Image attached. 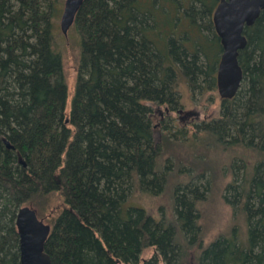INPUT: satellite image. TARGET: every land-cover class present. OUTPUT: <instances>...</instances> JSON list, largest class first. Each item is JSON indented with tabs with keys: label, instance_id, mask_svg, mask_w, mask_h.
<instances>
[{
	"label": "trees",
	"instance_id": "obj_1",
	"mask_svg": "<svg viewBox=\"0 0 264 264\" xmlns=\"http://www.w3.org/2000/svg\"><path fill=\"white\" fill-rule=\"evenodd\" d=\"M219 1L84 0L68 113L58 0H0V264H21L16 218L28 204L52 213V264H189L191 252L197 264H264V10L245 28L238 94L195 124L238 154L223 198L246 233L233 228L204 244L198 204L209 188L201 191L195 175L175 187L172 218L127 205L135 189L158 195L167 183L158 107L183 109L181 82L194 95L217 91Z\"/></svg>",
	"mask_w": 264,
	"mask_h": 264
},
{
	"label": "rangeland",
	"instance_id": "obj_2",
	"mask_svg": "<svg viewBox=\"0 0 264 264\" xmlns=\"http://www.w3.org/2000/svg\"><path fill=\"white\" fill-rule=\"evenodd\" d=\"M64 3L65 0H58L57 3L55 48L63 58L64 74L69 88L67 112L70 113L78 80L81 35L75 24L70 28L68 36L63 34L60 19ZM179 90L183 109L176 112L167 106H160L155 116L156 137L162 150L160 166L169 169L165 189L158 195H151L137 188L127 201V205L142 206L157 217L165 213L168 218H172L175 187L189 182L195 175L194 182L199 185L201 191L204 190L203 184L208 183L209 188L204 201L198 204L199 224L203 230L204 244H209L221 234H229L233 228L244 235L247 226L242 214L223 198L227 184L233 179V174L227 167H230L235 160L239 161L238 156L236 157L238 154L223 150L222 147L212 144L210 138L203 133L196 132V123L202 122L207 115L217 112L221 103L218 90L216 93L205 94L197 91L194 95L185 82H181ZM165 122L174 125L171 133L164 131ZM50 203H56L55 199L51 198ZM28 205L34 207L32 204ZM34 208L40 219L50 223L49 218L52 213L49 207L45 213H39V210ZM155 253L153 247L147 248L142 258H149ZM188 263L197 264L194 252L189 255Z\"/></svg>",
	"mask_w": 264,
	"mask_h": 264
},
{
	"label": "water",
	"instance_id": "obj_3",
	"mask_svg": "<svg viewBox=\"0 0 264 264\" xmlns=\"http://www.w3.org/2000/svg\"><path fill=\"white\" fill-rule=\"evenodd\" d=\"M84 0H65L60 27L65 36L75 23ZM264 10V0H220L213 13L215 30L220 38L222 53L217 69V90L221 99L234 98L242 87L244 70L240 52L248 44L247 26H253ZM9 147L11 145L9 144ZM25 165V163L21 160ZM21 264H52L45 250L52 225L40 219L30 205L19 208L16 218Z\"/></svg>",
	"mask_w": 264,
	"mask_h": 264
}]
</instances>
